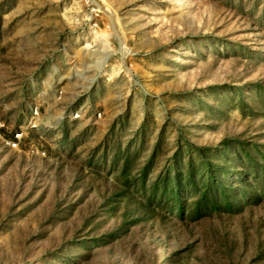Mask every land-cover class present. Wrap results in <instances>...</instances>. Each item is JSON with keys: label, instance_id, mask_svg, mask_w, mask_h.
<instances>
[{"label": "rangeland", "instance_id": "1", "mask_svg": "<svg viewBox=\"0 0 264 264\" xmlns=\"http://www.w3.org/2000/svg\"><path fill=\"white\" fill-rule=\"evenodd\" d=\"M262 156L264 0H0V264H264V195L193 215Z\"/></svg>", "mask_w": 264, "mask_h": 264}, {"label": "trees", "instance_id": "2", "mask_svg": "<svg viewBox=\"0 0 264 264\" xmlns=\"http://www.w3.org/2000/svg\"><path fill=\"white\" fill-rule=\"evenodd\" d=\"M248 157H254L251 152L247 153ZM263 160H264V156ZM232 160L228 159V165L226 166L225 170L223 171V174H228L229 170L233 166ZM243 165L238 167L234 171V175L238 179H242L241 185H233L221 182V187L216 190H210V183L208 184V190L203 191L201 193L200 197L197 199V201L193 204V215L194 218L200 217L201 213L204 212L206 209L212 210L217 215L222 214V211L224 209H227V211L234 210L235 204L233 201L239 200V195L244 194V199L246 200H254L260 195H264V174L263 176L255 175L251 171H249L245 164L242 162ZM255 164V163H254ZM257 166V165H255ZM263 172H264V162L261 166ZM211 173L214 175V169L211 170ZM263 178L262 184L257 186H252V182L255 180H260ZM212 180H216L219 183V177L213 176ZM176 183L178 184V188L176 190L177 196L176 201H174L175 206L173 207V210L175 212L176 217H180L184 219L186 212H188L189 206L187 205V201L189 198H183V194L187 191H193L192 188L187 189L184 187V183L182 180H177ZM261 187V188H260ZM260 188V189H259ZM195 189V188H194ZM226 190H229L230 192H226ZM212 191V192H211ZM114 195H119L120 200L122 202L121 205H123L124 209L120 211V216H123L124 218H130L135 217V212L132 211V208H139L140 210L145 209L147 210L148 214H155L157 216V211L155 209H152L149 207V205H146L141 198H139L137 195H135L132 191H129L127 189V186H120L116 184L114 186ZM209 195H211L209 197ZM219 196V197H218ZM236 199L233 200L232 199ZM244 201V200H243ZM118 201H115L113 198L104 199L101 205V213H106L107 216H113L118 211ZM242 207H245V202H242ZM177 210V211H175ZM160 222L165 225L166 219L163 215H159ZM126 222H118V227L120 230H125L127 228ZM129 225V224H128ZM168 226V225H167ZM114 233H107L103 235L99 240L100 241L107 239V237H110ZM85 244L83 243L82 246Z\"/></svg>", "mask_w": 264, "mask_h": 264}, {"label": "bare ground", "instance_id": "3", "mask_svg": "<svg viewBox=\"0 0 264 264\" xmlns=\"http://www.w3.org/2000/svg\"><path fill=\"white\" fill-rule=\"evenodd\" d=\"M94 52H95V51H94ZM101 57H102V59H100V61H101L102 64H104V63L107 61V58L109 57V53H105V54H104L103 56H101ZM100 61H99V62H100ZM95 64L97 65V64H99V63L97 62V63H95ZM102 64H101V65H102Z\"/></svg>", "mask_w": 264, "mask_h": 264}, {"label": "built area", "instance_id": "4", "mask_svg": "<svg viewBox=\"0 0 264 264\" xmlns=\"http://www.w3.org/2000/svg\"><path fill=\"white\" fill-rule=\"evenodd\" d=\"M100 115V114H99ZM19 137H21L20 135H18ZM20 140V138H18ZM13 145L16 146L17 143L16 142H13Z\"/></svg>", "mask_w": 264, "mask_h": 264}]
</instances>
